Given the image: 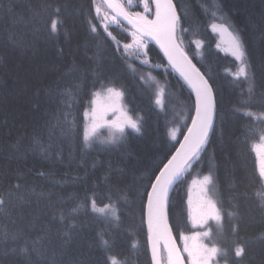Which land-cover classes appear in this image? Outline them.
Instances as JSON below:
<instances>
[{
    "label": "trees",
    "instance_id": "trees-1",
    "mask_svg": "<svg viewBox=\"0 0 264 264\" xmlns=\"http://www.w3.org/2000/svg\"><path fill=\"white\" fill-rule=\"evenodd\" d=\"M120 2L127 7L124 0ZM173 2L181 27L188 29L177 30L181 46L213 85L217 112L207 151L170 193V226L180 243L181 235L194 230L187 206L190 179L211 172L215 185L212 195L230 211V202L236 203L234 197L245 192L249 196L238 201L239 220L229 222L226 218L224 222L228 242L237 240L246 246L243 259L237 258L239 264H264V209L258 207L249 187L258 168L254 145L264 124L238 111L248 100L249 85L243 77L234 76L239 61L220 47L219 35L212 28L215 23L228 26L251 53L257 87L250 110L259 111L264 103V66L259 61V52L264 49V0ZM45 3L51 8L38 22H28L8 11L12 7L19 12L20 0H0V195L15 202L17 196L31 193L30 204L0 212V250H9L4 264H25L20 250L44 235L45 226L49 252L44 257L33 254V264H47L53 253L56 264H70L77 258L104 264L101 235L111 243V254L124 264H153L147 197L143 196L148 181L143 177L169 150L177 148L169 133L174 128L177 140L183 137L181 133L186 132L188 117L193 114L194 93L147 40V60L136 50H129L127 59L115 51V42L95 12L99 4L102 11L110 13L102 0H95V4L93 0H32L38 7ZM58 6L63 25L58 34L51 35L50 19L56 18L53 10ZM149 6L152 16L154 0H149ZM128 10L137 12L131 7ZM90 24L97 25L96 33ZM108 31L121 44L132 41V30L119 20L109 25ZM9 32L15 33L16 43L9 41ZM73 63L83 74L81 89L64 103L55 93L71 83V77H61ZM128 64L135 67L134 73ZM96 71L101 73V82L113 81L109 86L122 90L124 107L143 124L141 133L127 129V139L119 147L102 143L103 136L91 147L83 144L84 111L92 93L100 90L99 84L93 87ZM158 95L162 96L159 104ZM54 117H59V122ZM17 183L21 185L19 192L12 187ZM93 196L97 208L115 205L119 220L110 212L94 211L89 202ZM60 213L65 217L63 223ZM234 224L239 225L238 236L231 233ZM19 228L24 234L13 240L10 234ZM5 232L9 233L7 242Z\"/></svg>",
    "mask_w": 264,
    "mask_h": 264
},
{
    "label": "snow or ice",
    "instance_id": "snow-or-ice-1",
    "mask_svg": "<svg viewBox=\"0 0 264 264\" xmlns=\"http://www.w3.org/2000/svg\"><path fill=\"white\" fill-rule=\"evenodd\" d=\"M155 13L154 18H150L152 10L149 7V0H143L144 12H134L128 9L132 5V0H128L127 7L120 2V0H105L106 6L111 10L113 15L109 19L107 12L102 13V6L96 4L95 12L97 17L102 22V27L108 37L115 42V51L128 58L129 50L135 49L138 53L145 48V41L147 39L155 40L164 51L168 58L170 65L176 68L184 81L191 88L195 95V100L192 105V113L190 125H187V131L181 133L183 141L177 140V130L172 129L170 136L180 145L174 152L169 150L162 160L150 171V174L143 179H147L148 183L144 185L145 191L143 196L147 197L146 216L149 232V243L152 251L153 264H165L164 253H166V264H239L246 253V246L237 240H227V233L224 229V222L227 218L229 222L232 220H239V203L240 199H248V193L245 192L243 196L234 197L236 203H231L229 210L225 207L222 200L216 199L212 195L214 185L213 175H205L202 180H194V184H199L202 193V199L197 207L193 210L190 208L189 215L193 222L197 224L203 231H198L191 236L181 235L183 248L181 249L177 243L176 238L172 235L171 227L167 219V202L169 188L179 180L185 172L190 169L195 162L201 158V154L207 151V146L210 143V136L215 133L214 118L217 112V101L213 91V85L209 83V78L205 73L192 63L188 55L182 48V39L177 35L178 28L181 32H187L188 29L181 27V17L177 14L172 0H154ZM22 8L19 12L12 7L8 9L9 13L21 19H27L28 22H38V18L51 8L50 4L45 3L42 6H35L32 0H20ZM95 4V0H93ZM61 7H56L53 10L55 19H50V34H58L62 28L63 22L59 19ZM118 18L126 20L131 25L132 42L123 43L116 39L110 31L109 25L112 22H117ZM91 31L97 32V25L90 24ZM8 39L10 42L16 43L15 33L9 32ZM197 45H202V41H196ZM121 48L123 52H121ZM58 51L63 53V48ZM146 54V53H145ZM232 55L239 61L234 76L239 79L243 77L248 82V100L241 105L238 111H242L243 116L254 119L255 121L264 124V103H261L260 109L257 112L251 111L252 100L257 87L256 75L254 65L251 62V53L246 49L243 40L239 34L234 35ZM259 61L261 66H264V49L259 52ZM147 63V61H144ZM128 70L133 73L136 71L132 64L127 65ZM64 77H71V83L66 84L62 90H58L55 95L62 98V102L67 103V98L74 97L81 89L79 81L83 78V74L75 63L69 65L62 74ZM101 73L96 71L93 73V87L99 84L100 90L92 93L93 99L90 101L88 108L84 111L86 123L83 129V144L86 148L91 147L99 137V129L107 127L110 129V136L107 140L102 141L109 146L119 147L127 139L126 129L130 128L136 133H141L143 124L139 118L133 119L122 113L116 119L108 121L105 119L106 113L100 114L96 107L97 98L101 96L102 92L107 93L110 98L119 100L124 93L116 87H110L109 84L101 82ZM141 80L144 77H140ZM59 89V85L57 86ZM163 90H161L162 94ZM156 103H161L160 99ZM35 107V105H34ZM247 108L249 110L244 111ZM119 109H113L115 115ZM59 122V117H54ZM55 126V125H53ZM260 141L264 143V128L260 129ZM43 175V173H41ZM13 190L19 192L21 185L19 183L12 186ZM249 187L251 188L252 198L257 202L258 207L264 209V158L260 159L257 170L249 180ZM43 197V193L40 194ZM90 204L94 211H99L104 214L111 213L112 217L119 220L117 215L118 209L112 203L106 204L103 208H97L96 200L93 196L90 199ZM31 203V193L21 194L17 196L16 201L0 195V212H4L5 208L9 210ZM191 205V200L189 201ZM10 214V211H9ZM20 219L24 217L21 214ZM33 218V222H34ZM53 219H56V214H53ZM59 220L64 222L65 217L62 213L59 214ZM212 222V223H210ZM214 224V227H213ZM231 233L238 236L239 225L234 224L231 228ZM24 234L23 228H19L10 235L13 240L20 238ZM5 242L9 233L5 232ZM68 235L67 232L64 233ZM264 238V234H262ZM49 239L47 235V226H45V234L37 238L30 246L21 249L20 252L26 257L25 264H33L31 256L36 254L39 257H44L48 254L45 241ZM191 241V243H189ZM163 242V244H161ZM100 243L106 251L104 257V264H124L116 255L111 254V243L101 235ZM11 251H16L12 249ZM9 254V250H0V264H4V258ZM47 264H56L55 254L50 262ZM70 264H91V261L85 258H77L70 262Z\"/></svg>",
    "mask_w": 264,
    "mask_h": 264
},
{
    "label": "rangeland",
    "instance_id": "rangeland-1",
    "mask_svg": "<svg viewBox=\"0 0 264 264\" xmlns=\"http://www.w3.org/2000/svg\"><path fill=\"white\" fill-rule=\"evenodd\" d=\"M124 1L127 4L128 0H124ZM131 8H135V10L137 12H142L143 13L144 12L143 0H132ZM104 12L105 11H102L101 15H103ZM107 13H108L109 19H110L111 18V14L108 11H107ZM150 18H154V15L150 16ZM111 24H115V22L110 23V25ZM212 28L219 35L220 45H221L220 47L223 48L225 51H228V52H230L232 54L233 38H234L235 33L228 26L225 27V26L221 25L220 23H215ZM146 48H147V43L145 42V48L140 50V55L143 57L144 60H147V57H146L147 55L145 54ZM130 50H135V49H130ZM111 87H113V86H111ZM119 90L122 91L121 89H119ZM158 98L160 99V101L162 100V96L161 95H158ZM92 99H93V97H92ZM96 107H97L98 112L100 114L106 113L105 119L108 120V121L116 119L122 113H124V114H126L128 116H131L133 119H136L128 111V109L126 107H124L123 97L120 98L119 100H116L115 98H110L107 95V93L102 92L101 96L99 98H97ZM113 109H119V111L116 112L115 115H114L113 114ZM128 129H130V128H128ZM172 129H174V128H172ZM100 136H103L104 140H107L109 138V136H110V129L107 128V127H101L99 129V137ZM254 150H255V154H256V158H257V164L259 165L260 159L264 158V143H262L260 141V138L255 143ZM205 175H207V174H201V175H198V176L194 175L190 179V183H189L188 191H187L188 211H190V208L194 210L197 207V205L200 202V200L202 199V193L200 191V186H199L198 183L194 184L193 181L194 180H196V181L202 180L203 176H205ZM190 200H191V205L189 204ZM189 219H190L191 226L194 228V230L191 233L186 234L187 236H191V235H193L194 233H196L198 231H203L202 228H200L197 224H195L193 222V219L191 218L190 215H189ZM189 243H191V241ZM182 246H183V244H182ZM164 260H165V264H166V254H165Z\"/></svg>",
    "mask_w": 264,
    "mask_h": 264
},
{
    "label": "water",
    "instance_id": "water-1",
    "mask_svg": "<svg viewBox=\"0 0 264 264\" xmlns=\"http://www.w3.org/2000/svg\"><path fill=\"white\" fill-rule=\"evenodd\" d=\"M103 2H104V4L106 5V3H105V0H102ZM172 4L175 6V4L173 3V1H172ZM107 7V6H106ZM110 12H111V10L110 9H108ZM175 10H176V7H175ZM176 12H177V10H176ZM112 13V12H111ZM114 13H112V15H113ZM177 14H178V12H177ZM118 20L120 21V22H122L124 25H126L128 28H130L131 30H132V28H131V25H129L128 24V22L126 21V20H123L122 18H118ZM147 41L148 42H150L151 44H153L158 50H159V52L162 54V56L164 57V59L167 61V63L170 65V63H169V61H168V58L165 56V54H164V51L161 49V47H160V45L155 41V40H153V39H147ZM185 52V51H184ZM186 53V52H185ZM188 55V54H187ZM188 57H189V59H191L190 58V56L188 55ZM191 61H192V59H191ZM192 63H194L193 61H192ZM170 67L183 79V77L180 75V73H179V71L176 69V68H174V67H172L171 65H170ZM202 72V71H201ZM184 80V79H183ZM195 96V95H194ZM214 120H215V118H214ZM181 142L183 141V137H182V139L180 140ZM179 144H178V146H177V148H179ZM175 184V183H174ZM174 184L169 188V190H168V201H169V196H170V193H171V191H172V189H173V186H174ZM166 211H167V219H168V202H167V209H166ZM146 219H147V216H146ZM170 222H169V219H168V224H169ZM148 225V224H147ZM169 226H170V224H169ZM172 235H173V233H172ZM173 237H174V235H173ZM175 238V237H174ZM177 243V242H176ZM161 244H163V242H161ZM149 246H150V251H151V245H150V243H149ZM151 258H152V251H151Z\"/></svg>",
    "mask_w": 264,
    "mask_h": 264
},
{
    "label": "bare ground",
    "instance_id": "bare-ground-1",
    "mask_svg": "<svg viewBox=\"0 0 264 264\" xmlns=\"http://www.w3.org/2000/svg\"><path fill=\"white\" fill-rule=\"evenodd\" d=\"M177 183V181L175 182V184ZM175 184H174V186H175ZM174 186H173V188H174ZM171 227V226H170ZM171 230H172V228H171ZM172 233H173V235H174V232H173V230H172ZM174 237H175V235H174ZM176 238V237H175ZM176 242H177V245L182 249L183 248V246H182V244H183V241L181 240V243L180 242H178V240L176 239Z\"/></svg>",
    "mask_w": 264,
    "mask_h": 264
}]
</instances>
